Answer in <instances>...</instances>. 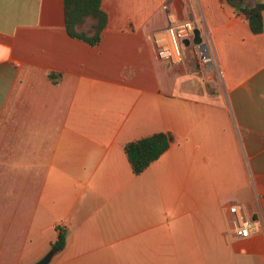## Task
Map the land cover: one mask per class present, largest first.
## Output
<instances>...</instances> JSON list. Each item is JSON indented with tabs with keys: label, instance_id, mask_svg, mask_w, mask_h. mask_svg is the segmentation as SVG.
I'll return each instance as SVG.
<instances>
[{
	"label": "crops",
	"instance_id": "obj_1",
	"mask_svg": "<svg viewBox=\"0 0 264 264\" xmlns=\"http://www.w3.org/2000/svg\"><path fill=\"white\" fill-rule=\"evenodd\" d=\"M258 0H243L252 4ZM204 23L214 68L151 33ZM94 44L70 36L63 0H0V264H264L262 28L226 0H100ZM164 131L140 172L123 149ZM255 222L234 234L228 206Z\"/></svg>",
	"mask_w": 264,
	"mask_h": 264
},
{
	"label": "trees",
	"instance_id": "obj_2",
	"mask_svg": "<svg viewBox=\"0 0 264 264\" xmlns=\"http://www.w3.org/2000/svg\"><path fill=\"white\" fill-rule=\"evenodd\" d=\"M226 1L242 11L251 31L261 30V9L264 7V0H258L252 4H246L243 0ZM63 21L64 28L70 36L94 44L100 38L106 15L100 7V0H63ZM170 139L171 136L167 132L154 131L125 142L123 149L132 172H140L151 160L155 159L168 146ZM56 227L58 231L50 242L51 252L60 249L64 242L62 228L59 225Z\"/></svg>",
	"mask_w": 264,
	"mask_h": 264
},
{
	"label": "built area",
	"instance_id": "obj_3",
	"mask_svg": "<svg viewBox=\"0 0 264 264\" xmlns=\"http://www.w3.org/2000/svg\"><path fill=\"white\" fill-rule=\"evenodd\" d=\"M166 10V24L154 30L150 39L153 45L155 57L167 65L177 64L181 61L183 38L190 39L193 35L192 29L196 26L199 30L200 41L196 45L198 52V61L201 64L214 68L216 74L219 70L215 67L214 56L211 47V35L204 23L198 25L190 18L176 20L171 12L167 10L166 4H162ZM227 211L229 213V222L235 235L247 236L251 229L255 228V222L246 216L242 208L237 203H231Z\"/></svg>",
	"mask_w": 264,
	"mask_h": 264
},
{
	"label": "water",
	"instance_id": "obj_4",
	"mask_svg": "<svg viewBox=\"0 0 264 264\" xmlns=\"http://www.w3.org/2000/svg\"><path fill=\"white\" fill-rule=\"evenodd\" d=\"M192 33H193V35H192L190 41L193 44H197L200 41V36H199V30H198V28L196 26L193 27ZM182 43L184 45L188 44L189 43V39L188 38H183L182 39ZM51 253L52 252L50 250L47 251L45 254H43L38 260H36L32 264H45L48 261Z\"/></svg>",
	"mask_w": 264,
	"mask_h": 264
}]
</instances>
